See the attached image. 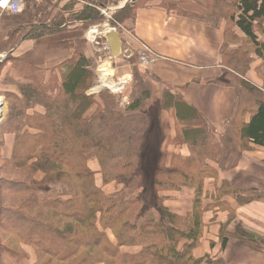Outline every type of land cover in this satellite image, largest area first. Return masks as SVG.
I'll return each instance as SVG.
<instances>
[{
    "label": "trees",
    "instance_id": "obj_1",
    "mask_svg": "<svg viewBox=\"0 0 264 264\" xmlns=\"http://www.w3.org/2000/svg\"><path fill=\"white\" fill-rule=\"evenodd\" d=\"M204 1V6L191 4L174 10L178 15L212 26L226 19L244 35L264 69V39L259 38L264 36V0ZM88 11L84 20L101 18ZM35 28L43 30L39 37L61 30L39 25L22 39ZM248 53L251 54L242 47L222 51V63L231 78L225 73L218 83L235 88L238 96L236 117L222 137L210 130L202 116L179 95L170 92L163 95L165 100L157 106L158 114L169 109L175 124V137L169 142L186 146L194 154L172 156L168 168L163 166L166 155L163 143L158 142L157 149L153 148L155 127L160 124L157 114L153 118L150 110H144V101L151 90L139 79L146 70L133 68L137 82L133 98L130 97L128 105L120 106L119 95L108 91L96 97L87 95L96 80L91 60L84 52H73L71 58L49 70L13 59L14 69L27 82L20 85L22 99L17 110L20 116L15 115L12 121L15 125L12 133L22 143L14 147L10 159L3 161L14 173L25 172L20 204L24 210L32 208L36 217L43 219V222L29 219L17 212L20 221L38 232L29 234L27 227L12 231L13 264L29 260L24 246L34 254L32 264H200L201 260L195 259L192 252L200 246L203 235V182L216 177L208 163L221 166L241 143L264 148V89L263 85L259 88L245 79L253 60ZM262 75L264 84V72ZM36 106L44 112H37ZM246 114L249 120L245 124ZM152 149L159 153L158 167L150 185L153 205H147L137 190L143 185V162L148 160L144 154ZM91 160L96 161L97 172L89 168ZM36 173L43 175L40 182L34 179ZM95 174L101 176L104 186L115 184L119 189L105 193L95 185ZM184 186L194 189L192 209L186 216H178L164 206L166 198L160 193L176 192ZM221 192L238 205L264 197L256 190L242 191L224 184L218 194ZM218 238L222 249L232 239L264 253V239L241 228L228 233L222 227ZM123 247H136L140 251L135 255L122 253ZM0 264H3L1 245Z\"/></svg>",
    "mask_w": 264,
    "mask_h": 264
},
{
    "label": "crops",
    "instance_id": "obj_2",
    "mask_svg": "<svg viewBox=\"0 0 264 264\" xmlns=\"http://www.w3.org/2000/svg\"><path fill=\"white\" fill-rule=\"evenodd\" d=\"M51 6L49 0H24V7L19 15L0 10V68L5 57L11 55L34 67L49 70L71 58L75 41H85L87 44L91 42L90 34L77 27L70 29L64 26L57 34L42 37L37 42L17 38L21 25H46L51 20ZM126 34L125 37L122 36V45L125 44L130 53L148 55L149 61L142 66L166 85L171 94L179 95L186 105L195 109L216 135H226L237 114L238 96L235 88L218 83L228 71L222 63V51L232 52L239 49L244 35L226 19L212 26L178 15L174 9L159 5L137 9ZM259 38L264 39V36ZM85 54L89 57V54ZM260 64L255 59L245 75L246 80L259 88L263 84L258 76ZM259 70L262 74V68ZM1 71L15 82L20 81L14 70L3 67ZM248 120L249 114H246L244 123ZM168 127V138L173 139V119H168ZM7 141L10 142V139ZM246 147L235 148L221 166L208 163L215 170L216 177L203 182V235L200 246L192 252L195 259L202 261L201 264H207L208 259L212 262L220 261V264H264V253L257 247L229 239L222 249L218 238L220 229L224 227L228 233L241 228L264 239V197L238 205L229 195L218 194L223 184L242 191L256 190L264 194V148L251 144H246ZM9 148L8 144L6 153ZM162 148L166 151L163 164L165 168L170 166L174 155H194L186 146L166 148L163 144ZM93 162L91 160L89 163L94 164ZM91 166L89 168L93 172L98 171V165L97 169ZM96 186L107 194L119 189L115 184L104 186L102 182ZM160 195L166 198L164 206L175 215L186 216L192 209L194 189L191 186ZM175 202H180V205ZM171 203L176 205L174 209L170 208ZM183 209L186 211L182 214ZM139 251L136 247L121 248L122 253L132 255ZM31 258L33 257L30 256L27 264L33 262Z\"/></svg>",
    "mask_w": 264,
    "mask_h": 264
},
{
    "label": "rangeland",
    "instance_id": "obj_3",
    "mask_svg": "<svg viewBox=\"0 0 264 264\" xmlns=\"http://www.w3.org/2000/svg\"><path fill=\"white\" fill-rule=\"evenodd\" d=\"M39 1V0H34ZM51 3L50 7V16L51 20L46 23V26L55 30L61 29L63 26L65 28H74L77 27L81 29L84 33H88L91 36V42L87 44L85 41H75L73 44V52H84L89 54V58L92 64V70L94 73L95 86L87 91V95L97 96L102 91H108L112 95H119V103L120 106L128 105L130 101V97L133 96L135 86L137 84L136 77H134L133 68L138 67V69L145 71L146 69L142 66V61L140 53H130L127 50L125 44L121 47L120 55L115 59H109L108 53L105 48L104 34L105 32L114 29L117 33L125 37L127 30L131 25L133 20V15L137 11V9L144 6L151 5H159L163 6L166 9H174V8H182L188 5L194 6H204L206 2L204 0H192V2H187L186 0H49ZM88 10H91L94 14H98L101 17L98 20H84L83 17L86 18L88 14ZM21 13V12H20ZM19 13V14H20ZM12 14V15H19ZM14 22V21H13ZM20 25V23L18 24ZM37 26V25H36ZM35 25H21L18 31L17 38L23 37L31 28L36 27ZM62 30V29H61ZM61 30L53 31L50 34L45 36H51L57 34ZM43 34V30L40 28H35L34 31L24 40L28 42H37L38 39L45 37L40 35ZM17 38L15 40H17ZM14 40V41H15ZM242 49L248 50L251 52L252 56L255 59H258L263 65L262 61L257 58L253 53L252 49L248 47L246 41H243ZM240 47V48H241ZM248 53V57L251 55ZM144 55V54H143ZM72 57V56H71ZM6 58V57H5ZM252 63L254 62V59ZM13 59L18 60L17 58L12 57L11 55L7 56L5 60L2 62V66L6 69H12L18 75L20 81L15 82V80L9 75L5 74V72L1 71L3 67L0 68V97L2 98V106L3 110L2 118L0 121V245H1V259L3 264H13L12 258L15 252V241L12 236V231L23 229L27 227L26 232L35 233L38 232L37 228L26 226L24 222L20 221V217L18 218L17 212H22L26 218H37L36 212L33 209H22L20 204L21 197L24 195L23 187H20L21 182L24 181L25 172L14 173L11 168H9L3 160L10 159L13 155L14 147L22 141L17 138L15 134L12 133L13 129H15V125L12 124L15 115L17 114V110L21 107L22 94L20 93V85L26 84L20 75V72L15 70V63ZM149 61V58H146ZM27 63L24 60H21ZM29 64V63H28ZM104 64H108L109 66V74L110 77L103 76V72L101 71V66ZM243 65V63H242ZM252 65V64H251ZM250 65V67H251ZM233 65H231L232 67ZM249 67V68H250ZM238 68V67H237ZM241 68V66H240ZM258 68V76L263 80V75L261 74ZM42 69V68H39ZM44 70V69H43ZM250 70L247 71V73ZM262 72L264 69L262 68ZM146 74L141 75L142 82H145L151 92L147 99L144 101L145 108L144 110H150V114L153 118H155L157 114V119L159 121V126L155 127L154 131V147L157 149L158 142H162L163 144H167L168 146L177 148L173 142H169L170 138H168V119H173V114L169 109H164L161 113L157 110V106L160 103H163L165 100V94H169V89L166 85L159 82L152 74L145 71ZM244 74V71L242 70ZM246 73V74H247ZM227 74V75H226ZM226 77L231 78L229 71H226ZM245 74V75H246ZM48 73L46 74V76ZM224 75V76H225ZM111 81V86H109L106 82V79ZM224 78V77H223ZM222 78V79H223ZM109 82V81H108ZM263 89H264V84ZM113 86V87H112ZM133 98V97H132ZM37 112L43 113V108L36 106L34 108ZM33 110H28L27 115H31ZM94 111V107L89 111L88 116ZM20 116V114L18 115ZM174 122V120H173ZM175 126V124H174ZM16 132V131H15ZM160 137V138H159ZM10 139V142L7 141ZM26 142V141H23ZM10 146L8 153H6V146ZM156 144V145H155ZM156 146V147H155ZM247 148L246 144L241 143L239 148ZM146 158L148 157L147 162H143V168H145L144 172V180L141 189L137 190V195L144 199L147 205H153L152 203V193H151V178L153 176L155 168L158 167V155L157 150L152 149L150 153L144 154ZM90 164L89 167L94 166V169H97V163ZM43 175L41 173H36L34 179L37 181H41ZM94 183L95 185H100L101 176L99 174L94 175ZM119 187V186H118ZM222 193V192H221ZM220 197V196H218ZM219 200L218 198L216 199ZM176 205L180 202H175ZM176 205H169L170 208L174 209ZM21 206V207H20ZM221 206V205H220ZM186 209H183L181 212L185 213ZM181 214V213H180ZM181 214V215H182ZM24 217V216H23ZM29 218V219H30ZM39 221L43 222V219ZM110 238L111 234L109 233ZM45 244V243H44ZM24 250L27 255L32 256L34 259V254L27 251V247L24 246ZM28 262V261H27ZM24 261V264H27ZM211 260H207V263H211ZM202 263V261H201ZM200 263V264H201ZM29 264H32L29 263ZM55 264H59L56 262Z\"/></svg>",
    "mask_w": 264,
    "mask_h": 264
},
{
    "label": "water",
    "instance_id": "obj_4",
    "mask_svg": "<svg viewBox=\"0 0 264 264\" xmlns=\"http://www.w3.org/2000/svg\"><path fill=\"white\" fill-rule=\"evenodd\" d=\"M105 48L109 59H115L120 55L122 43L124 41L122 35L111 29L104 34Z\"/></svg>",
    "mask_w": 264,
    "mask_h": 264
},
{
    "label": "built area",
    "instance_id": "obj_5",
    "mask_svg": "<svg viewBox=\"0 0 264 264\" xmlns=\"http://www.w3.org/2000/svg\"><path fill=\"white\" fill-rule=\"evenodd\" d=\"M24 7V0H0V10L8 11L11 14H19ZM146 53H149L147 49ZM148 55L144 54L141 57L143 64L147 62Z\"/></svg>",
    "mask_w": 264,
    "mask_h": 264
},
{
    "label": "bare ground",
    "instance_id": "obj_6",
    "mask_svg": "<svg viewBox=\"0 0 264 264\" xmlns=\"http://www.w3.org/2000/svg\"><path fill=\"white\" fill-rule=\"evenodd\" d=\"M101 68V71L100 72H103V76L105 77H110L111 75L109 74V66L108 64H104L103 66L100 67ZM109 81V82H108ZM104 82H106L109 86H111V81L108 79H106ZM113 87V86H112ZM2 98L0 97V121H1V118H2V113H3V110L1 109V106H2Z\"/></svg>",
    "mask_w": 264,
    "mask_h": 264
}]
</instances>
